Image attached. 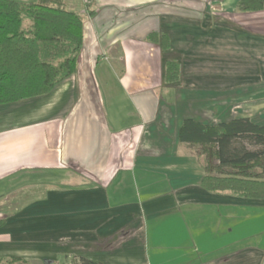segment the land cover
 <instances>
[{
  "label": "crops",
  "instance_id": "0c3cea01",
  "mask_svg": "<svg viewBox=\"0 0 264 264\" xmlns=\"http://www.w3.org/2000/svg\"><path fill=\"white\" fill-rule=\"evenodd\" d=\"M237 2L91 0L75 73L0 105V264H264V199L203 190L178 140L185 119L264 125V7Z\"/></svg>",
  "mask_w": 264,
  "mask_h": 264
},
{
  "label": "trees",
  "instance_id": "16d2710c",
  "mask_svg": "<svg viewBox=\"0 0 264 264\" xmlns=\"http://www.w3.org/2000/svg\"><path fill=\"white\" fill-rule=\"evenodd\" d=\"M82 3L85 13L67 9L63 0H0V105L47 95L75 73L85 17L93 14L91 0ZM263 7L264 0L237 2L240 12ZM156 39V34L147 38ZM163 76L167 83L177 81L179 65L165 62ZM178 140L196 148L203 190L264 199V125L246 118L217 124L185 119ZM8 263L26 264L20 259ZM74 264L98 263L78 258Z\"/></svg>",
  "mask_w": 264,
  "mask_h": 264
},
{
  "label": "rangeland",
  "instance_id": "374dc122",
  "mask_svg": "<svg viewBox=\"0 0 264 264\" xmlns=\"http://www.w3.org/2000/svg\"><path fill=\"white\" fill-rule=\"evenodd\" d=\"M195 153H196V151H195ZM251 214H252V213H249V212H248L246 215H247L248 218H249V216H251ZM248 218H245V212H242V213H241V222L244 221V220H248ZM250 227H251V223L249 222V224H248L244 229L241 228V230H242V231H245V230H246V231H249L248 228H250ZM248 240H252V239H251V238H248Z\"/></svg>",
  "mask_w": 264,
  "mask_h": 264
},
{
  "label": "built area",
  "instance_id": "2783aa9c",
  "mask_svg": "<svg viewBox=\"0 0 264 264\" xmlns=\"http://www.w3.org/2000/svg\"><path fill=\"white\" fill-rule=\"evenodd\" d=\"M82 1L85 2V3L88 2V0H82Z\"/></svg>",
  "mask_w": 264,
  "mask_h": 264
}]
</instances>
